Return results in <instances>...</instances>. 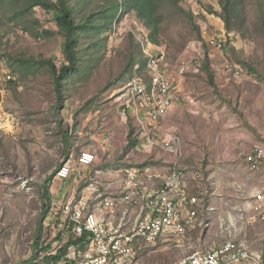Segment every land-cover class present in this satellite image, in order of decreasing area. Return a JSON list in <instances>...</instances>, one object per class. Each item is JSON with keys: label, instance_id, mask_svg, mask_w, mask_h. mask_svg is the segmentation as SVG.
<instances>
[{"label": "rangeland", "instance_id": "374dc122", "mask_svg": "<svg viewBox=\"0 0 264 264\" xmlns=\"http://www.w3.org/2000/svg\"><path fill=\"white\" fill-rule=\"evenodd\" d=\"M219 2L183 1L184 7L198 17L200 37L184 17L168 13L161 43L167 47L171 71L183 62L191 64L185 88L200 103H205L215 117L192 113L188 106L176 107L164 126H176L180 130L185 148L184 165L191 184L204 182L211 193L207 203L219 207L211 222L212 239H217L218 234L220 237L222 221L226 222L225 232L235 231L229 223L232 215L243 228L241 237L251 230L255 233L254 243L258 245L264 237V226L255 224L249 229L236 207L248 202L249 193L259 186V177L245 163L244 154L264 143V24L261 20L264 0L242 1L240 32H229L221 17L208 14L209 6L217 13L222 12ZM23 8L25 4L17 0L0 5L1 264H30L28 261L36 258L34 243L40 231L44 204L41 188L68 158L77 161L81 152L89 151L97 160L92 167L77 169L67 181L53 183L52 179L50 191L59 199H62L60 194L67 192V197L86 195L91 182L103 193L117 191L122 185L119 170L151 163L152 157L139 147L125 151L129 130L134 127L137 131V127L132 117H122V108L114 97L125 81L138 73L134 70L122 76L128 36L116 43L111 41L109 31L101 47L89 52L91 60H87V55L84 58L87 62L82 66L85 75L78 76L67 88L60 115L56 116L57 99L46 70L18 67L6 56L54 58L62 63L63 41L55 33L57 14L39 8L23 14ZM118 24L123 30L142 32L133 13ZM47 29L53 34L46 35ZM215 34L225 35L226 46L221 52L206 47L207 40ZM201 49L205 50L202 57ZM200 58L202 64H196ZM207 61L217 89L205 70ZM226 61L240 65L246 76L235 78L224 70ZM109 82L113 85L101 92ZM94 97L96 100L83 110ZM65 130L70 132L68 141ZM156 157L161 159L159 166H169V155L158 152ZM42 222L41 239L49 243L55 232H51L48 217ZM227 232L221 235L222 239L232 238ZM185 249L187 245L183 243L180 248L164 250L155 254L150 264L176 262L184 256ZM41 261L34 260L31 264H45Z\"/></svg>", "mask_w": 264, "mask_h": 264}, {"label": "built area", "instance_id": "2783aa9c", "mask_svg": "<svg viewBox=\"0 0 264 264\" xmlns=\"http://www.w3.org/2000/svg\"><path fill=\"white\" fill-rule=\"evenodd\" d=\"M130 32L147 58L145 74L129 77L114 97L122 108V117H132L135 122L137 147L152 156L151 163L119 170L117 174L122 176V185L117 191L103 193L91 182L87 187L90 195H70L59 199L51 194V210L47 217L51 221V232H55L52 239L58 231H65L66 235L71 232L79 237L83 233L91 235L87 247L84 250L72 249L64 264H143L138 258L139 251L155 248L159 242L164 243L165 250L180 248L189 231L197 232L199 241H202L203 234L211 228L214 220L216 209L207 203V197H211L209 189L199 185L197 193L188 191V168L184 165L185 148L180 130L176 126L163 125L165 118L179 104L190 107L200 104L185 88V79L192 66L183 62L171 71L165 45L153 44L134 30H123L118 23L110 32L111 41L120 43ZM225 40V35L215 34L207 40L206 47L221 52L225 49ZM204 54L205 50L201 49L200 57ZM202 61L197 59L196 64L201 65ZM223 68L235 78L247 74L240 65L231 61H226ZM202 107L206 108L209 118L215 117L205 103ZM158 152L171 157L167 168L159 166ZM96 158L89 151L81 152L77 161L68 158L55 171L53 183L67 181L78 166L92 167ZM244 161L251 171L264 169V143L245 153ZM236 208L247 224L264 222V180L248 202ZM229 223L235 230L239 226L232 215ZM225 225L226 222L222 221L224 230L227 229ZM187 241V249L191 253L169 264L262 262L259 256L253 257L249 253V247L243 240L230 239L206 251L194 249L192 240ZM61 243L53 241L50 254L55 255Z\"/></svg>", "mask_w": 264, "mask_h": 264}, {"label": "trees", "instance_id": "16d2710c", "mask_svg": "<svg viewBox=\"0 0 264 264\" xmlns=\"http://www.w3.org/2000/svg\"><path fill=\"white\" fill-rule=\"evenodd\" d=\"M12 0H0V5H4ZM25 4L23 14L33 10L42 9L46 12L53 11L57 15L54 22L57 26L58 34L63 41L62 63H57L54 58H35V57H13L6 56L10 63L22 68H41L45 69L51 78L53 90L56 96L55 115L59 116L63 105L64 95L67 88L79 76L83 77L85 71L82 70L83 63L91 60L89 52L98 50L106 40V34L112 31L115 23H120L128 15L133 13L138 20L139 28L142 29L141 34L153 44L162 43V35L166 31V17L168 13H174L184 17L190 25L198 31L197 16L192 10H187L183 1L185 0H17ZM243 0H220L219 4L222 9L221 13H217L212 6L207 7L209 15H216L223 19L226 29L231 31L242 30V18L239 15L241 3ZM260 2V0H257ZM91 6V7H90ZM93 6V7H92ZM259 7V6H258ZM82 15L81 12L85 11ZM259 10L263 11L261 7ZM204 15H202L203 17ZM264 24V15L261 16ZM140 23V24H139ZM238 28V29H237ZM133 30V29H131ZM46 35L53 34L51 30L45 31ZM128 50L125 57V66L122 76L125 73H133L137 70V74H143L146 68L147 58L143 54L140 43L136 37L130 32L128 33ZM88 55V57H87ZM88 58L84 61V58ZM0 58L2 55L0 53ZM98 57L96 58V60ZM248 66L247 64H245ZM251 68V67H250ZM210 82L216 88L214 83L213 71L211 70L209 61L205 64ZM253 72H256L251 68ZM123 78V77H121ZM120 78V79H121ZM119 79V80H120ZM118 80V81H119ZM13 83V81H11ZM113 85L109 82L101 90L104 92ZM217 89V88H216ZM96 97L91 99L82 109L90 106ZM81 109V110H82ZM61 123V122H60ZM66 141L70 140L69 130L63 131ZM68 138V139H67ZM138 137L136 130L132 127L128 134V144L125 151L137 147ZM68 154V153H67ZM149 164V163H145ZM55 174H52L41 188V197L44 202L42 207V217L40 221V231L34 243L35 259L28 261L32 263L34 260L41 259L45 264H64L70 251L74 248L84 250L90 241L91 235L83 233L82 236H76L74 233L65 234V231H58V234L49 243H43L42 226L43 220H46L51 210V191L50 185ZM66 235V236H65ZM65 236V238H64ZM62 242L58 247L55 255L50 254L53 250V241ZM41 253H44L41 255ZM40 262V261H39Z\"/></svg>", "mask_w": 264, "mask_h": 264}, {"label": "crops", "instance_id": "0c3cea01", "mask_svg": "<svg viewBox=\"0 0 264 264\" xmlns=\"http://www.w3.org/2000/svg\"><path fill=\"white\" fill-rule=\"evenodd\" d=\"M183 106H188V105H186V104H179L177 107L180 108V107H183ZM188 107L190 108L189 111L192 112V113H198V114H204L205 115L206 112H207L206 108H203L202 107V103L198 104L195 107H190V106H188ZM209 110H210V108H209ZM170 115H171V113L165 118L164 122L166 120H169ZM164 122H163V125H164ZM77 169H79V168L77 167ZM77 169L75 171H77ZM254 172H256V175L259 177L258 183H259V186H260V184L264 180V169H261V170H258V171H254ZM186 180H187L186 182H187V186H188V191L190 193H197L199 191V189H200L199 188L200 187L199 185H204L206 187L205 183L204 182H201L200 180L198 181L197 185L191 184L189 174H187ZM257 188L255 190H257ZM86 190H88V189L86 188ZM255 190L252 191L251 193H249V195L251 196L255 192ZM51 194L53 195L52 192H51ZM90 194L91 193L89 191L86 195H90ZM67 195H68V192L65 193V195H63V194L61 195L60 194V197L62 199H64L65 197H67ZM233 195H236V192H233ZM219 196L223 197L221 194ZM215 209L216 210H219V207H216ZM255 224H259V225L264 226V222L258 221V222L252 223V224H248L249 225L248 228L250 229V227H254ZM232 229H234V228H232ZM225 230L222 228V225H220V237H219V234H218L217 239H212V233L210 232V228H209L203 234L202 241H199V234L197 232L189 231L188 234L185 237V240H186L187 243H188L187 240H192L191 244H192V246H193L194 249H198V250H201V251H206L207 249H209L211 247L220 246V245L224 244L226 241L230 240V239H226V240L222 239L221 235L225 232ZM240 230H243V228H240L238 226V228L235 231H232L231 230V231H229V233L227 231L226 232L232 237L231 239H238V240L245 241L247 243L248 247H249V253L253 257L259 256L261 258V261H262L261 264H264V237H262V242L260 244L256 245L254 243L255 233L253 234V233L250 232L251 230H248L247 231V234L245 233V235L243 237H241V233H240L241 231ZM216 235L217 234L214 233L213 236L216 237ZM186 242H183V243H186ZM187 243H186V245H188ZM163 246H164V243L163 242H159L158 245L155 248H152V249H149V250L139 251L138 252V258H139V260L143 264H150L151 263V260L150 259H152L153 257H156V256H154L155 254L160 253V252H162V251L165 250L163 248ZM182 252L185 255L186 253H191V250L185 249ZM242 264H254V263H252V261L250 260V261L244 262Z\"/></svg>", "mask_w": 264, "mask_h": 264}]
</instances>
